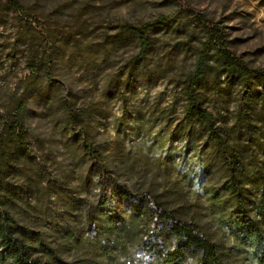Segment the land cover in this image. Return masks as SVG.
I'll use <instances>...</instances> for the list:
<instances>
[{
	"label": "rangeland",
	"instance_id": "rangeland-1",
	"mask_svg": "<svg viewBox=\"0 0 264 264\" xmlns=\"http://www.w3.org/2000/svg\"><path fill=\"white\" fill-rule=\"evenodd\" d=\"M161 18L171 26L151 33L153 49L141 59L125 26ZM210 30L264 75V0H0V198L43 264H148L138 241L145 221L130 224L139 238L121 249L106 234L91 236L102 223L101 166L194 224L226 264H257L224 226L229 176L220 150L202 122L185 120V84ZM196 94L260 188L256 215L264 204V85L227 72L211 50ZM120 209L127 215L128 202Z\"/></svg>",
	"mask_w": 264,
	"mask_h": 264
},
{
	"label": "trees",
	"instance_id": "trees-1",
	"mask_svg": "<svg viewBox=\"0 0 264 264\" xmlns=\"http://www.w3.org/2000/svg\"><path fill=\"white\" fill-rule=\"evenodd\" d=\"M13 4L17 10L23 11L17 1ZM170 26L168 19L161 18L141 27L125 26V31L138 38L140 58L144 59L154 46L151 33ZM209 34L210 41L204 45L200 53L196 72L185 84L187 95L185 120L202 122L207 134V143L218 147L220 157L226 166L229 182L223 222L228 235L248 248L257 264H264V204H258L259 212L256 215L252 214L253 196H258L260 188L254 185V179L245 172L243 160L224 139L221 128L212 114L203 108L196 94V88L206 77L211 50L216 51L227 72H237L240 77L249 81L259 79L263 85L264 75L247 69L221 47L223 41L217 30H210ZM38 66L39 61L36 59L30 69L34 72ZM24 106L25 104L21 106L20 114L24 111ZM2 183L3 172L0 168V192ZM249 184L256 189L254 195L250 193ZM99 190L98 212L102 223H95L96 229L93 231L94 234H91L92 237L97 238L98 235L106 234L108 243L116 249H121L125 246V239L134 241L139 238L138 234L130 232L129 227L130 224L142 220L145 221V231H142L138 241L142 250L148 252V264H226L219 246L202 235L194 224L178 220L158 204L153 205L142 196L134 194L128 187L111 178L103 166L100 167ZM261 195L264 196V193ZM124 202L129 204L127 215L122 214L120 209ZM33 236L40 246H45L41 235ZM25 237H29V234L19 228L14 218L3 209L0 198V264H43L40 258L35 257V250L24 239Z\"/></svg>",
	"mask_w": 264,
	"mask_h": 264
}]
</instances>
